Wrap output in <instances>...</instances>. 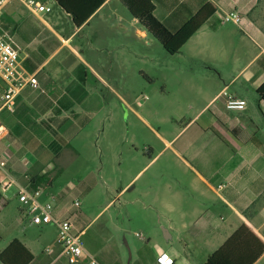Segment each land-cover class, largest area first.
Wrapping results in <instances>:
<instances>
[{
	"label": "crops",
	"instance_id": "1",
	"mask_svg": "<svg viewBox=\"0 0 264 264\" xmlns=\"http://www.w3.org/2000/svg\"><path fill=\"white\" fill-rule=\"evenodd\" d=\"M14 1L0 20V30L19 52L21 69L37 77L39 88L24 90L13 102L14 112L0 110L8 133L0 150L11 156L0 180L31 189L32 177L49 173L53 153L59 158L65 147L73 150L70 142L82 133L114 130L120 117L127 122L133 115L155 131L128 101L130 67L150 81L154 76L138 66L146 58L140 46L151 42L144 41L148 32L138 19L120 12L117 1L125 0H105L81 27L55 0L54 6L40 0L56 10L55 18L22 10ZM152 1L156 17L173 31L204 6L214 9L209 22L178 53L166 52L181 58L182 65L174 66L171 76L194 94L187 122L170 139L158 134L172 149L174 166L185 171L171 174L168 198L154 199V206H164L171 214L167 237L173 239L175 230L183 247L172 248L169 254L176 264L182 252L186 263L204 264L240 233L233 255L247 264L264 250V100L258 94L264 85V0ZM231 10L241 14V24H233L235 31L224 37L213 36L224 31L220 13ZM225 92L245 100L246 109L227 110ZM16 135L25 137L34 152L28 162L15 151ZM88 145L91 148L90 143L82 147ZM74 154L81 153L74 149ZM34 166L41 171L31 175ZM54 214L67 218L56 207ZM73 225L84 234L86 229ZM57 249L47 257L34 255L31 264H51ZM85 250L91 254L86 246ZM252 264H264V251Z\"/></svg>",
	"mask_w": 264,
	"mask_h": 264
},
{
	"label": "rangeland",
	"instance_id": "2",
	"mask_svg": "<svg viewBox=\"0 0 264 264\" xmlns=\"http://www.w3.org/2000/svg\"><path fill=\"white\" fill-rule=\"evenodd\" d=\"M46 2L54 6L52 0ZM117 2L120 12L131 19L126 2ZM13 5L25 9L19 0ZM55 13L54 9L48 17H54ZM220 27H224V31L218 35L212 33L213 36L224 37L226 32L236 29L232 23H223ZM85 32L88 33V29ZM147 36L144 41L151 43L150 46L139 45L140 49L144 48L146 58L145 63L138 66L154 78L150 81L130 67L127 94L131 107L155 131L131 115L127 122L120 117L114 130L101 128L80 134L70 145L81 154L76 155L74 149L67 147L59 158L53 153L52 168L48 172L54 182L41 189L43 203H53L80 230L86 229L82 236L85 246L102 264H156L154 256L158 253L183 248L178 244L175 230H172L173 239L166 235V230L170 232L171 214L163 204V207L154 206L155 196H161L162 200L165 196L168 198L171 174L185 172L174 166L176 157L158 134L170 139L176 129L187 122L192 115L189 101L194 94L171 76V69L182 65L181 58L168 55L151 33ZM132 41L130 39V44H134ZM104 114L98 116L99 122ZM15 137V151L25 155L28 162L33 150L25 137ZM85 143L92 144L91 148L89 145L83 148ZM39 167L34 166L29 174L41 171ZM58 171L60 174L56 177ZM21 177L24 179L23 175ZM0 192L3 197L0 201V253L14 239L23 242L37 258L47 257L57 249L56 227L31 224L14 185L6 192L0 187ZM77 202L80 206L75 205ZM47 249L51 253H47ZM182 254L179 264H189L184 252Z\"/></svg>",
	"mask_w": 264,
	"mask_h": 264
},
{
	"label": "built area",
	"instance_id": "3",
	"mask_svg": "<svg viewBox=\"0 0 264 264\" xmlns=\"http://www.w3.org/2000/svg\"><path fill=\"white\" fill-rule=\"evenodd\" d=\"M11 0H0V20ZM26 9L32 14L51 13L52 8L40 0H22ZM221 23H232L240 25L241 14L236 10L220 13ZM36 90L39 82L34 74H29L21 69L19 52L8 41L7 37L0 31V110L7 109L14 112V100L26 89ZM225 106L227 110L243 111L247 102L242 99L228 95ZM7 128L0 119V148L7 137ZM11 156L0 150V172H6ZM3 192L9 190L15 181L6 178L0 180ZM220 186L219 188H223ZM17 197L24 210L27 211L31 222L35 225H53L57 229L56 245L59 249L58 255L51 264H102L98 258L85 250L83 233L76 232L70 219L56 217L53 203L41 201V190H32L18 186ZM80 206V203H75ZM47 252L51 253L50 249ZM64 262V263H62ZM156 264H176L174 258L167 252H161L156 258Z\"/></svg>",
	"mask_w": 264,
	"mask_h": 264
},
{
	"label": "trees",
	"instance_id": "4",
	"mask_svg": "<svg viewBox=\"0 0 264 264\" xmlns=\"http://www.w3.org/2000/svg\"><path fill=\"white\" fill-rule=\"evenodd\" d=\"M55 1L64 11L70 15L72 23L76 27H81L84 25L90 19V17L105 3V0ZM125 2L131 15L138 19L141 26L151 33L162 44L167 53L171 55L178 53L189 41V39L204 24L209 22V17L214 13V9L210 5H206L196 15L192 16L179 30L173 31L156 17V7L152 0H125ZM213 29H217V27L213 26ZM30 69L34 70V68ZM258 94L260 98L264 100V85L258 90ZM201 120L202 118L199 119L197 123L201 124ZM59 174L60 171H58L56 177ZM53 182L54 177H49V173L36 175L30 180V188L32 190H41L43 187L52 186ZM1 199L2 194L0 192V201ZM239 236L240 233H237L221 249L213 253L204 264H240V262H238L239 260L233 255L235 251L234 241ZM263 251L264 250L262 249L256 255L255 259L260 257ZM34 258V254L19 239H14L0 253V262L2 264H31ZM255 259L251 260L247 264H252Z\"/></svg>",
	"mask_w": 264,
	"mask_h": 264
},
{
	"label": "water",
	"instance_id": "5",
	"mask_svg": "<svg viewBox=\"0 0 264 264\" xmlns=\"http://www.w3.org/2000/svg\"><path fill=\"white\" fill-rule=\"evenodd\" d=\"M166 234H167V230H166Z\"/></svg>",
	"mask_w": 264,
	"mask_h": 264
}]
</instances>
